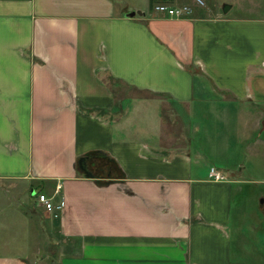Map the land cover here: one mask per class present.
I'll use <instances>...</instances> for the list:
<instances>
[{"label": "crops", "instance_id": "crops-1", "mask_svg": "<svg viewBox=\"0 0 264 264\" xmlns=\"http://www.w3.org/2000/svg\"><path fill=\"white\" fill-rule=\"evenodd\" d=\"M211 2L0 0V184L27 189L60 264H264V0L253 17ZM165 110L180 135L161 132ZM92 152L124 178L81 176ZM38 195L64 201L57 218Z\"/></svg>", "mask_w": 264, "mask_h": 264}, {"label": "rangeland", "instance_id": "rangeland-1", "mask_svg": "<svg viewBox=\"0 0 264 264\" xmlns=\"http://www.w3.org/2000/svg\"><path fill=\"white\" fill-rule=\"evenodd\" d=\"M136 1V0H133ZM196 6L204 7L205 3L209 0H194ZM201 1L203 4H199ZM216 9L223 11L224 7L231 6L232 10L228 13L229 17H239L250 15L253 17L254 5L258 3V0H212ZM225 5L224 7H222ZM176 6V5H173ZM185 6L193 9L190 4L177 5V7ZM193 11V10H192ZM192 14V13H191ZM178 112L183 117V125L185 128H190V122H188L186 113L187 108H177ZM131 114L126 112L122 119L125 122L130 119ZM164 120L167 125H162L161 132H166L171 136L175 134L180 135L181 126L178 118H169L167 116V110L164 111ZM171 119V120H170ZM185 122V123H184ZM196 125H204L203 118H195ZM191 129V128H190ZM173 134V135H172ZM172 138V137H171ZM175 138V137H174ZM174 140V139H173ZM194 152V149L192 150ZM199 150H197V153ZM202 154V152H201ZM207 160V159H206ZM208 161V160H207ZM217 168V166H216ZM222 173V172H221ZM244 191L246 192L247 201L244 203L248 208L249 218L252 222L260 217L258 207L261 204L262 197L257 194L254 185H244ZM256 194V196H255ZM253 195V196H252ZM252 196V197H251ZM239 196L234 198V206L237 208L240 204L238 201ZM236 211V210H235ZM249 211L251 213H249ZM236 215V214H235ZM248 220L251 222V220ZM57 220V219H56ZM56 220L55 225H56ZM46 222L42 219V214L37 211L34 200L31 195L22 186L18 185L13 188L9 183L0 184V256L3 257H16L25 259L29 264H60V245L45 243L46 238ZM55 232V229L53 233Z\"/></svg>", "mask_w": 264, "mask_h": 264}, {"label": "trees", "instance_id": "trees-1", "mask_svg": "<svg viewBox=\"0 0 264 264\" xmlns=\"http://www.w3.org/2000/svg\"><path fill=\"white\" fill-rule=\"evenodd\" d=\"M153 1L151 0V3ZM161 2L166 3V1ZM76 168L81 176L94 180L100 187L108 186L124 178V173L117 163L102 152H92L81 157L77 161Z\"/></svg>", "mask_w": 264, "mask_h": 264}, {"label": "built area", "instance_id": "built-area-1", "mask_svg": "<svg viewBox=\"0 0 264 264\" xmlns=\"http://www.w3.org/2000/svg\"><path fill=\"white\" fill-rule=\"evenodd\" d=\"M199 4H203L201 1H198ZM153 12L156 15H160L170 19H182L186 16L191 15L192 10L188 7L181 6H171L168 4H158L153 7ZM209 179L215 182L225 181V177L215 168L209 170ZM61 189L60 186L57 187V191ZM39 204L42 208L49 214L53 215L54 218L58 217V214L62 212L64 208V201L60 200L58 203H55L53 200L48 199L44 195H38L37 197Z\"/></svg>", "mask_w": 264, "mask_h": 264}, {"label": "water", "instance_id": "water-1", "mask_svg": "<svg viewBox=\"0 0 264 264\" xmlns=\"http://www.w3.org/2000/svg\"><path fill=\"white\" fill-rule=\"evenodd\" d=\"M228 10H229V7L226 6V7L224 8V12H227ZM138 15H141V14L138 13ZM130 16H131V17H134V16H135V13L130 14Z\"/></svg>", "mask_w": 264, "mask_h": 264}]
</instances>
